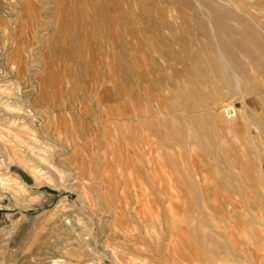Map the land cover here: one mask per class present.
Wrapping results in <instances>:
<instances>
[{"label":"rangeland","instance_id":"1","mask_svg":"<svg viewBox=\"0 0 264 264\" xmlns=\"http://www.w3.org/2000/svg\"><path fill=\"white\" fill-rule=\"evenodd\" d=\"M233 1L0 0V264H264V0Z\"/></svg>","mask_w":264,"mask_h":264},{"label":"bare ground","instance_id":"2","mask_svg":"<svg viewBox=\"0 0 264 264\" xmlns=\"http://www.w3.org/2000/svg\"><path fill=\"white\" fill-rule=\"evenodd\" d=\"M219 1H221V2H219V3H221V5H222V7L223 8H230V9H236L237 10V12H240V9L238 8V6H237V3L236 2H234L233 0H219ZM211 4H214V3H212L211 2ZM218 4V3H217ZM215 6V5H214ZM216 7V6H215ZM220 7V6H219ZM221 8V7H220ZM222 9V8H221ZM220 9V10H221ZM223 10V9H222ZM220 13V12H219ZM242 13V12H241ZM243 14V13H242ZM208 15H210V14H208ZM246 16H248V15H246ZM250 21H251V19H249ZM253 22V21H252ZM247 24V23H246ZM245 24V25H246ZM255 24V23H254ZM253 26V25H252ZM255 26H257V25H255ZM255 28V27H254ZM212 29V28H211ZM248 30H249V28H247ZM251 29V28H250ZM251 32V34L252 35H256V36H258V33H257V30H256V32L255 31H253V30H251L250 31ZM262 33H263V37H259L258 36V39H257V47H258V49L260 50V52H262V53H264V30H262L261 31ZM241 36V35H240ZM239 38V37H238ZM255 38V37H254ZM248 40H250V39H248ZM256 41V40H255ZM254 41V42H255ZM227 43V42H226ZM244 43V42H243ZM217 44V43H216ZM223 44H225V43H223ZM225 46V45H224ZM239 52V51H238ZM217 54V63L215 64V68H216V70L220 73V75H222V77H224V83H223V87H224V89L225 90H227V92L228 93H230V94H234V96L236 95V96H238V98H239V102H237V103H232L231 101H229V99H228V102L226 101L225 103H221L222 104V108H223V115H225V113H228V115H229V113L231 112V111H233L234 109L236 110L237 109V107H242V109H243V111L246 113V115H247V112H249L248 110H247V108L249 107L248 106V103H246V101H245V97H244V91L245 90H250L251 92L250 93H253V94H258V93H254L253 92V90H252V88H249V87H247L244 83H246V82H244V80H243V78H242V76L241 75H239L235 70H234V68H233V66H235L234 64H231V62H230V60L226 57V55L221 51V49L219 48V47H217V52H216ZM255 53V52H254ZM256 54V53H255ZM246 55V54H245ZM256 56L258 57V55L256 54ZM245 57V56H244ZM248 59V58H247ZM259 60H260V58H258ZM237 61V60H236ZM241 62H242V60H241ZM260 63H262L261 62V60L259 61ZM250 63V62H249ZM251 64V63H250ZM233 65V66H232ZM261 65V64H260ZM263 65H264V63H263ZM236 68V67H235ZM255 71V70H254ZM247 84V83H246ZM220 85V84H219ZM253 85V84H252ZM221 86V85H220ZM254 87V86H253ZM264 87V86H263ZM255 91V90H254ZM263 91H264V89H263ZM226 92V93H227ZM212 93V92H211ZM209 95H212V94H209ZM216 95V94H215ZM223 95V94H222ZM227 95V94H226ZM233 96V95H232ZM210 97V96H209ZM212 97V99H214L216 96H214V98H213V95L211 96ZM224 97V96H223ZM227 98V97H226ZM236 98V97H235ZM237 98V99H238ZM209 99V98H208ZM218 99V97H216V99H215V101H219V99ZM210 104V103H209ZM212 104V103H211ZM217 104V103H216ZM211 106V105H210ZM210 106H208V107H210ZM213 106V105H212ZM214 106H216V105H214ZM213 106V107H214ZM248 106V107H247ZM221 108V107H220ZM219 108V109H220ZM210 111H211V108H210ZM226 119V118H225ZM243 123V122H242ZM250 123V122H249ZM239 125H240V123H238ZM243 125V124H242ZM248 125H250V124H248ZM244 126V125H243ZM255 126V125H254ZM251 127V126H250ZM256 127V126H255ZM17 135H19V134H17ZM16 134H14L13 136H12V139H13V141H15L16 143L17 142H19V137L17 136ZM2 137V136H1ZM20 144H24V143H22L21 141H20ZM27 148V147H26ZM45 148V147H44ZM47 149V148H46ZM45 150V149H44ZM51 151V150H50ZM46 152H48V150H46ZM53 153V152H52ZM15 154V153H14ZM49 154V153H48ZM31 155V154H30ZM33 156V155H32ZM43 156H44V154H43ZM47 156V155H46ZM51 156V155H50ZM52 157V156H51ZM32 158H34V157H32ZM39 158V157H38ZM40 158L43 160V161H45L46 159H45V157H41L40 156ZM41 159H39V160H41ZM51 159H53V158H51ZM36 160V159H35ZM39 160L37 161V162H39ZM41 162V161H40ZM32 163V162H31ZM42 163V162H41ZM49 163V162H48ZM40 164V163H39ZM43 164H44V162H43ZM51 164V163H50ZM50 164H47V165H50ZM53 166V165H52ZM54 167V166H53ZM33 168H34V171H35V174H41L40 173V169H36L37 168V166H35V165H33ZM56 169V168H55ZM58 171V170H57ZM41 172H43V171H41ZM42 175H44L43 173H42ZM61 175V174H60ZM263 175V174H262ZM40 176V175H39ZM7 177V176H6ZM4 179V178H3ZM9 180V179H8ZM5 182V181H4ZM20 182H22V181H20ZM23 183V182H22ZM22 183L21 184H19V185H21L22 186ZM205 240V239H204ZM239 252V251H238ZM217 262V261H216ZM57 263V262H56Z\"/></svg>","mask_w":264,"mask_h":264}]
</instances>
